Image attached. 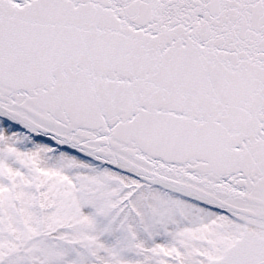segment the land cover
Segmentation results:
<instances>
[{"label": "snow or ice", "instance_id": "snow-or-ice-1", "mask_svg": "<svg viewBox=\"0 0 264 264\" xmlns=\"http://www.w3.org/2000/svg\"><path fill=\"white\" fill-rule=\"evenodd\" d=\"M0 264H264V0H0Z\"/></svg>", "mask_w": 264, "mask_h": 264}]
</instances>
